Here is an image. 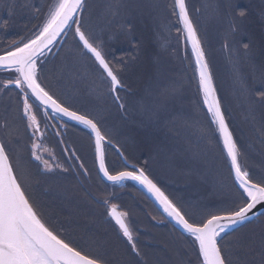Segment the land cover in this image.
I'll use <instances>...</instances> for the list:
<instances>
[{"label": "rangeland", "instance_id": "rangeland-1", "mask_svg": "<svg viewBox=\"0 0 264 264\" xmlns=\"http://www.w3.org/2000/svg\"><path fill=\"white\" fill-rule=\"evenodd\" d=\"M133 1L86 0L80 16L83 29L92 34L104 55L108 57L112 67L117 69L121 76H126L131 85V90L128 87V90L123 91L125 97L131 95L125 107V114L118 106L105 102L108 98L109 101H112L110 87L107 84L102 91L99 82H94L95 74L100 79L99 71L94 60L88 57L77 44L72 30L57 54L54 55L56 47L47 60L41 62V81L44 82L46 86L43 85L47 90L58 95L56 97L60 101L82 114L89 115L90 118H93L96 113L94 109H101L104 106L103 108L110 113L108 120L111 122L105 123L96 115L100 121L101 130L105 134H109L125 154H128V151L132 153V146L136 153L132 155L133 160L130 159L131 166L127 162H123V165L126 168L130 166L133 169L132 166H135L137 169L143 168L145 171H149V176L173 202L182 206L194 218L201 219L207 214L215 213L218 209L225 207L218 206L215 202L226 204L228 201L233 202L239 199L238 194L235 197L222 190L220 192L219 187H215V189L212 187V184L218 185L219 181L224 178V174L220 176L225 169L223 163L228 165L229 161L222 143L218 141L214 127L203 124L210 120L207 118L202 93L198 88L193 56L177 17L173 15L174 0H164L165 6L162 0H143V3H137L138 14L135 19L129 15L131 6L128 3ZM200 1L202 0L197 2L196 0H187L190 12L193 11L200 16L198 18L192 13L194 21H197L204 31V50L216 88L219 91L221 88L228 87L229 92L236 97L234 99L227 95L229 100H234L230 102L229 112L230 118L233 119L235 114L239 122L236 125V129L240 133L239 138L232 132L239 150L245 156V158L243 156V163L240 156L243 167L247 171L254 170L256 166L253 163V158L260 160V155L264 156V135L253 129L249 113L251 106L245 103L250 93L254 94V101L257 102L254 103L261 105L260 111L264 114V97L261 96V92H264V75H259L260 72L255 64V58L258 57V51H254L255 42L249 38L243 40L242 43L240 40L237 42L241 33L248 34L246 28L240 29L244 21L241 13H244L246 9L238 11L237 6H240V9L248 8L250 2H253L255 9L252 12L253 15H256V27L261 35L259 46L263 47V50L264 0H205L199 7L200 13H197L196 8L192 5L195 2L197 5ZM54 2L55 0H3V3L0 4V18L5 12L8 13L0 19V22L5 23H0V36L7 30V25L18 28L28 25L24 29H30V31L25 34L32 36L43 24L49 6ZM223 7L225 9H221ZM92 9L96 12L97 25H91L89 22ZM216 9L218 12H213ZM225 11L227 12L225 13ZM246 13L247 11L244 15ZM231 17L233 19H230ZM129 19L134 24L131 28L135 32L134 36L137 39L135 41H128L130 37H127L128 34L124 31L126 30L124 24H129ZM201 22L205 27L201 25ZM116 30L119 31L118 38L112 36V32ZM142 33H147L143 43L138 41V36L140 34L142 36ZM231 36H234V41ZM245 44L248 45L247 48L244 47ZM147 46L151 50H147ZM140 47L142 51H146V57L141 55ZM252 48L255 55L249 53ZM125 67L126 69H124ZM57 68L60 70L58 71ZM131 69H134L135 72L129 71ZM124 71L126 74H123ZM86 77L87 81L85 82ZM7 79L0 75V136L2 135L1 138L4 140V145L18 176L27 185L33 199L38 198L36 195L39 194L41 201L39 203L36 201V203L43 210L46 219H49L56 227L69 230L70 233L78 232L79 234L69 233L76 242L82 237L84 240L88 239L91 243L90 246L86 245L83 248L85 250L95 248L105 252L106 255L101 256L105 257V260L110 264H144L139 262L135 256L130 258L124 245L125 242L123 243L118 237L117 232L119 231L111 229L113 225L108 221H101V224L107 229L102 231L101 228H98L99 232L93 238L92 234L89 235L90 232L84 233L90 229L94 231V228L98 227L97 223L94 226H86L81 231L76 214H71L72 216L69 217L62 211L55 212L54 208H52L54 215L48 211L46 195L48 196L49 192L46 194L39 187L37 189L41 191L37 190L38 194H36L35 188L31 186L35 172L32 169L29 156L33 159L31 153L35 137L23 112V96L19 92H15L18 94L15 95L14 89L3 87ZM98 92L101 93V100L97 96L94 97L95 104L92 105V94L96 95ZM87 103L91 106H87ZM35 108L33 105V110ZM239 113L242 114V118L238 115ZM132 119L136 125L133 137L130 132L121 133L125 131V126L132 128ZM182 120H184L182 123L187 121L188 125L180 124V130L176 132L179 127L174 121L180 123ZM195 122L197 126L200 125L196 129ZM190 128L192 130L189 135ZM136 134H142V139L145 142L140 143V140H136ZM194 134L193 143L189 138ZM86 135L84 138L90 143L89 138L92 137ZM156 137H162L163 140H154L159 147L150 149L151 143L146 139L151 141ZM143 144L148 148H143ZM138 145L143 148L142 151ZM148 152L150 154L147 155L146 161L144 153ZM45 154L42 157H45ZM47 157L46 154L45 158L47 159ZM79 158L83 160V168L79 163L76 170H71L69 178H72V181L69 183V189L59 190L58 187L56 191L63 200L65 199L64 201L74 203L82 213H85L83 208H89L91 211L94 205L98 207V211L95 212L101 213H108L111 204L122 207L131 222L134 223L131 224L134 228L141 227L147 229L149 233H153L152 236L147 237L148 242L144 239L145 232H142L144 241H142L141 250L144 257H147L145 264H189V262L196 264V249L190 237L176 232L139 189L132 184L110 185L98 181L95 156L92 162L88 151H80ZM214 160H217L221 166ZM246 164L249 165L248 168L245 166ZM119 166L121 169H125L124 166ZM109 167L113 172L114 168H111L110 164ZM217 170L219 181L210 179ZM40 178H44V176ZM83 189H88V192L83 193ZM224 189L226 190V188ZM87 195L90 196V199H95L96 202L92 203V200L87 199ZM48 197L53 199L54 205V198ZM140 200L142 203L136 205ZM195 204L196 207H194ZM51 218L54 221H51ZM139 220L141 222L146 220L147 224L138 225L137 221ZM98 237L100 238L96 239ZM112 254H123L130 259L126 263H119V260L115 259L116 257H113Z\"/></svg>", "mask_w": 264, "mask_h": 264}, {"label": "snow or ice", "instance_id": "snow-or-ice-1", "mask_svg": "<svg viewBox=\"0 0 264 264\" xmlns=\"http://www.w3.org/2000/svg\"><path fill=\"white\" fill-rule=\"evenodd\" d=\"M83 8L84 0H55L49 6L43 24L29 39L12 45L0 54V69L14 73V78L4 82L5 88L14 86L23 96L24 115L34 135L40 132V123L32 111L30 98L38 101L45 110L51 109L52 112L89 128L95 135V154L99 172L114 185L126 180L143 185L155 197L164 213L193 238L196 264H234L231 253L220 243L221 234L252 221L254 215H264L258 211V207L264 208V180L253 181L250 173L239 163L238 145L217 97L209 64L189 16L186 0H174L173 15L182 24V31L186 34L185 39L191 44L203 104L211 116V122L216 125V131L219 132L224 150L230 158L235 184L239 189L237 201L201 219L194 218L182 206L173 202L143 168L136 169L133 166V170L110 172L105 161L106 136L102 133L98 122L87 114H81L77 110H72L70 106H65L41 83L42 58L51 51L57 39L62 34H67V31L75 25L74 38L82 46L85 54L90 53L94 57L102 74L106 75L110 84L109 91L116 93L123 87L121 79L109 65L100 45L96 43L91 33L83 29L81 21L77 18ZM244 47L247 48L248 45L245 44ZM261 96L264 97V92H261ZM114 98L120 100L118 95ZM120 107L123 108L124 105L121 104ZM45 115H48L47 111ZM41 148V144L33 143L31 155L35 160L41 161L47 171H52L54 166L39 154ZM80 167L83 168V165L81 164ZM86 171L85 169V173ZM108 215L118 225L122 235L127 238L131 250L139 256L133 232L126 222L127 213L118 211L117 205L111 204ZM262 255H264V240H262ZM0 264H106L99 256L81 247L67 230L54 226L49 219H46L43 210L29 193L27 185L18 176L3 143H0Z\"/></svg>", "mask_w": 264, "mask_h": 264}, {"label": "trees", "instance_id": "trees-1", "mask_svg": "<svg viewBox=\"0 0 264 264\" xmlns=\"http://www.w3.org/2000/svg\"><path fill=\"white\" fill-rule=\"evenodd\" d=\"M140 1L141 0H138V1L134 0L132 3H128L131 6V11H130L129 15L132 18L134 17V19H135L136 15L138 14V12L136 11V8H137V3H140ZM162 1L164 3V0H162ZM197 1L198 0H196V2ZM204 1L205 0L200 1L197 5H196V2H195L192 5V6H194L196 8V12L197 13L198 12L200 13V8L199 7L203 4ZM2 3H3V0H0V4H2ZM250 3L251 4H250V6L248 8H241V9L239 8V10H238V11H240V10L246 9V10H244V13L247 11V13L245 15L243 13L244 21H243L242 25L240 26V29L242 27L246 28V31L248 32V34H242L241 33L240 38L239 39L237 38V42L240 40L241 43H242L243 40H245L247 38H249V39L253 40V42H255L254 43V45H255V48H254L255 50L254 51H256V50L258 51L257 52L258 57L255 58V64L257 66V69L260 72L259 75H264V49L262 50L263 47L260 48V46H259V37L261 35H259V32H258L257 27H256V22H257L255 20L256 15H253V12H252L253 9H255L253 7V2H250ZM166 5H167V3H166ZM164 6H165V3H164ZM221 9H225V8L223 7ZM143 11H144V14H145L146 13L145 6H144ZM213 12H218V10L217 9L213 10ZM226 12L227 11H225V13ZM7 13L8 12H5L4 15H6ZM171 13H172V11H171ZM192 13H193V11H192ZM193 14L196 17H198V18L200 17L199 14H195V13H193ZM2 17L0 19H2ZM230 19H233V18L231 17ZM89 22H91V25H97L96 12L93 9L91 10V18H90ZM230 22H231V20H230ZM0 23H3V22H0ZM8 23H9V21H8ZM128 23L129 24H126V23L124 24V27H125L126 30H124V29L123 30L125 32H127V34H128L127 37H130V40H128V41H131V40L135 41L137 39L135 38L136 37V36H134L135 32L132 29L134 24H133V22L130 19H129ZM195 23H196L197 30H198L197 32L200 35V38L202 39V42L204 44V41H203V38L205 36L204 35V31L201 29L200 24L197 21ZM3 24H5V23H3ZM201 25H203L202 22H201ZM27 26L28 25H26L23 28H18V27H15V26L7 25V30L5 31V33H3L0 36V53H2L5 50H7L9 46H11L12 44H15L16 42H24L27 39H29L31 37V35L25 34V32L30 31V29H24V28H27ZM0 28H1V24H0ZM235 29L237 30V28H235ZM72 31H74V30H72ZM150 31L152 32L151 29H150ZM8 32H9V35H7ZM145 34H147V33H142V36H141V34L138 36V41L139 42L143 43L145 41V38H144ZM210 34H211V32H210ZM112 36H114V38H118L119 31L116 30L115 32H112ZM231 37H232V40H233L234 36H231ZM236 37H237V35H236ZM11 39H15V40L12 41ZM76 42L80 46V44L78 43L77 40H76ZM149 47L151 48V45ZM80 48L82 49L81 46H80ZM150 48H148V46H147V50H151ZM140 49H141V47H140ZM141 51H142V49H141ZM254 51H253V48H252V49L249 50V53L251 55H255ZM141 55L146 57V55H147L146 51H142ZM87 56L90 57L88 54H87ZM140 60H141V58H140ZM215 61H216L217 65H219L218 61L217 60H215ZM134 65H136V64H134ZM95 66L97 68L96 63H95ZM57 70L59 71L60 68H57ZM129 71H132L133 73L135 72L134 69H131ZM0 73H4L2 75L7 77V78H14V73H10V72H0ZM99 75H100V71H99ZM95 76L96 77H95V81L94 82L96 83L98 81L99 85H100V88L103 91L105 89L106 85H107V82L105 80L104 81H100L99 76L97 74H95ZM86 81H87V77H86L85 82ZM197 82H198V80H197ZM228 85L230 86V84H228ZM229 90L230 89L228 87H225V89L224 88L219 89L218 92H219V95H220V98H221V101H222V106L224 108V111H225V113L227 112V117H228V120H229V123H230V127H231L232 131L234 132V134L237 135V138H239L240 133L236 129V125H238L239 122L237 121V118H236L235 114H234V118L232 117L233 119H231L230 118V112H229L230 111V102H232L234 100L233 99H231V100L228 99L229 96L233 97L234 99H236V97H234L232 95V93L229 92ZM100 95H101V93L98 92L97 93V98L99 100H101ZM227 95H228V97H227ZM55 96H58V95L55 94ZM94 97H96V95L92 94V100H93L92 105L95 104V98ZM247 98L248 99L246 100L247 102L245 104L251 106L249 108V113L251 115L250 116L251 123L254 126L253 129L257 130L260 134L264 135V131H262V129H264V114L260 111L261 105H256L254 103V102H256V101H254V98H255L254 94L250 93V95ZM242 100H244V99L242 98ZM105 102H108V103H110L111 105L114 106V104L111 101H109V98ZM88 105H90V104L87 103V106ZM103 107L101 109H97V110L94 109L96 113H94L93 118L99 124H100V121L98 120L96 115L98 117H100L101 120L103 122H105V123L110 121V120H108L110 118V113H109V111L107 109H105ZM258 107H259V109H258ZM115 111H116V109H115ZM238 115L240 116V118H242V116H241L242 114L240 115V113H239ZM133 120L134 119H132V128H130V127L128 128V126H125V131L121 132L122 134L126 133V132H130L131 137L134 136L136 125L133 123ZM174 122H175L176 125H178V127L180 126V124H182L183 126L184 125L185 126L188 125V124H186V123H188L187 121H186V123H182V122H184V120L180 121V123H176V121H174ZM194 125H195L194 126L195 129L200 126V125L197 126L196 122L194 123ZM180 127L176 129V132H178L180 130ZM244 127H245V125H244ZM191 130H192V128L189 129V135L191 134ZM216 135H217V133H216ZM135 137H136V140L137 139L140 140L139 141L140 143H144L145 142L142 139L143 138L142 134L141 135L136 134ZM164 137H165V135H164ZM193 137H195V134L191 138H189V140L194 143V140L192 139ZM217 137L219 139L218 135H217ZM161 139H162V137H156V138H154L151 141L149 139H146V141L151 143L150 149H153V147H155V148L159 147L158 144L155 141H158V140H161ZM89 141H90V143H88V141H87L88 145L86 146V149H87L88 154L90 155L91 159H93L94 146L92 145V140L90 138H89ZM212 145H213V142H212ZM138 148L142 151L143 148H148V147H146L145 144H143V148L141 146H139V145H138ZM131 150H132V153L130 151H128V154H125L124 151L121 150L128 162H130V159L133 160V156L132 155L136 154L134 152V147L133 146L131 147ZM211 150H212V148H211ZM116 152L117 151L114 148L109 147V149H108V158L107 159H108L109 164L111 165V168H114V171H121L123 169H121L119 165L124 166L123 165V161H122L121 157H119L120 155L117 154ZM149 154H150L149 152L147 154L144 153L146 161H147V155H149ZM239 155L242 157V163H243L244 153L241 150H239ZM244 158H245V156H244ZM253 159H254L253 163L256 166V169L248 170V172L250 173L251 178L253 179V181L264 180V156L260 155V160H258L257 158H253ZM214 161L216 162L217 160H214ZM218 164H219V162H218ZM219 165L221 166V164H219ZM223 165H224L225 169H224V172H221L220 176H222L224 174V178L221 181H219L217 179V175H218V170H217V172L214 174V176L212 178H210V179H213L215 181H219V184L218 185L212 184V187H213V189H215V187H219L220 188V192L222 190L223 192H226V194L233 195V196L236 197L238 192H239V189L236 186V184L234 183V180H233L232 175H231L230 170H229L230 169L229 165H226L225 163H223ZM245 166L248 168L249 165L246 164ZM219 169H220V167H219ZM71 181H72V178H71ZM224 188H226V190ZM64 200L63 199H58V200L54 199V205H53V203H52L53 199H50V201H48V205H46V207L48 208V211H50L52 213V215H54V210H55V212L56 211H62L64 214H68L69 217L72 216L71 214H76L75 216H76V218L79 221L78 223H79V229L80 230L83 229V228H86V226H94L96 224L95 219L93 218V215H92V212H93L92 210L89 211V208L81 207V208L84 209L83 211L85 212V213H82L80 211V209H78L75 206L74 203H71L70 201L66 202ZM213 201L215 202V199ZM215 203L218 206L219 205L229 206L232 203V201L231 202L228 201L226 204H224L222 202H215ZM196 206L197 205L195 204L194 207H196ZM52 208H54V210ZM55 208H57V209H55ZM143 209L145 210L144 207H143ZM90 213H91V215H88ZM86 216L87 217L91 216V217L85 218ZM96 220H97V217H96ZM92 221H94V223H92ZM97 226H98L97 228H94V231H93V229H90L87 232H85L84 234H87L88 232H90L91 234L92 233H97L99 226L102 227L103 230L107 229V227L104 228V226L102 224H98ZM80 239H83V237L80 238ZM262 240H264V216H262L260 219L256 220L255 222L248 224L246 227L242 228V230H239L238 232L236 231V232H232V233L227 234L226 236H224L221 239L220 243L222 244V246H224L227 249V251L229 253H231V258H232L234 264H262V261H264V255H262ZM89 246H90V244H89Z\"/></svg>", "mask_w": 264, "mask_h": 264}, {"label": "flooded vegetation", "instance_id": "flooded-vegetation-1", "mask_svg": "<svg viewBox=\"0 0 264 264\" xmlns=\"http://www.w3.org/2000/svg\"><path fill=\"white\" fill-rule=\"evenodd\" d=\"M105 58L108 60L107 56H105ZM108 62H109V60H108ZM109 64L111 65L110 62H109ZM111 67H112V65H111ZM97 69L100 71V81L105 80L110 87V84H109L108 79L106 78V75L102 74V71L99 69L98 66H97ZM124 69H126V67ZM114 71L117 72L119 78L121 79L123 87L121 89H119L116 93L110 92V96H111V100H112L111 102L114 105L118 106L120 108L121 112L123 114H125V107H126L125 105H127V101L130 100L131 95H128L125 97V95H123L124 94L123 91L128 90V87L130 89L131 85L127 81L126 76H124V75L121 76V74L118 72L117 69H114ZM123 74H126V72L124 71ZM128 75H129V72H128ZM116 95H118L120 97L119 101L115 100L114 97ZM123 98H124V100H123ZM121 104L124 105L123 108L120 107ZM39 121H40L39 123H40L42 131H43L42 132L43 136H41V133H39L38 140L35 138V143L42 145V148H41L39 154L43 155L46 153L48 157L46 159L45 158L46 154H45V157H43V159L48 160L49 164L53 165L54 167H53L52 171H47L44 168V165L41 161H37L34 158L32 160H30L31 165H32V169L35 172L34 173L35 177L32 179L31 186L35 188L36 194H38L37 188L40 187L42 190H44L46 192V194L49 192L48 196H51L52 198L57 199V200L62 199L60 197L61 195L56 193V191L58 190V187H59V190H68L69 189V183L71 182V179L69 178V177H71L70 172H71V170H76L79 163L80 164L83 163L82 158H79V154H80V151H87L86 146L88 145V143H87V140L84 138V136H85V133L87 135H90V134L87 130L75 127V125L68 123V122H66L60 118L53 117L49 113L46 116L44 111H42L41 119H39ZM98 125L101 128V125L99 123H98ZM105 144L108 145L109 147H112V148L117 150V145H116L117 143L112 140V138L110 137L109 134L106 135ZM44 149H47V151H44ZM76 154H77V158L74 157ZM107 165H108V162H107ZM64 169H67V171H64ZM36 175H37V177H36ZM42 176H44V178H40ZM61 182H63L62 185H61ZM38 191H41V190H38ZM83 192L84 193L88 192V189H83ZM48 196H46V197H47V200L49 201L48 198H50V197H48ZM87 196L90 198L89 195H87ZM36 197H38V198H35V201H37L39 203L41 201L39 194L36 195ZM88 197H87V199H89ZM90 200H92V199H90ZM94 200H92L91 202L95 203L96 200L95 201ZM117 208L121 212H124L122 207L117 206ZM92 211L94 212V213H92L93 218L95 219V222L97 224H101L102 220L104 222L108 221L109 223H111L113 225V227H111V229L113 228L115 231L116 230L119 231V232L116 231L118 234V237L121 239V241L123 243L125 242L124 245L127 248V251H128L130 258L135 256L138 259H140V258L143 259L142 257L144 254L141 250V248H142L141 246L143 245L142 241H144V239L147 240V238L145 237L143 239L142 232L144 231L145 235L149 234L147 229H142L141 227L134 228L131 225L133 223L131 222L130 218L128 216L126 217V222L129 224V226L133 232L134 241L136 242V246H137V249L139 251V256H137L136 253L131 250V246L128 243L127 238H125L122 235L119 228L115 225L113 220L110 219L108 213H106V212L105 213L95 212V211H98V207L96 205L93 206ZM96 217H97V220H96ZM50 220L54 221V219H52V218ZM137 224L142 225L140 220L137 221ZM99 228H101V230L103 231L102 227L99 226ZM67 232L70 233L69 230H67ZM89 234H91V233H89ZM92 236H93V238H95L96 233H92ZM99 238L100 237H98L96 239H99ZM77 243L81 247H86V245L91 244L88 239L84 240V238L77 240ZM91 249L92 250H90V249H86V250L89 251L90 253L96 255V256H99L103 261L106 262V264H110L108 261L105 260L106 259L105 257L101 256V255H106L105 252H102V251L97 250L95 248H91ZM112 256L116 257L115 259H118L119 263H126L130 259L126 255H123V254H116V255L112 254Z\"/></svg>", "mask_w": 264, "mask_h": 264}, {"label": "water", "instance_id": "water-1", "mask_svg": "<svg viewBox=\"0 0 264 264\" xmlns=\"http://www.w3.org/2000/svg\"><path fill=\"white\" fill-rule=\"evenodd\" d=\"M85 1L86 0H84V3H85ZM186 6H187V3H186ZM79 15H80V13L78 14V19H79ZM190 16V15H189ZM191 18V17H190ZM80 20V19H79ZM192 20V19H191ZM182 25V24H181ZM193 25H194V23H193ZM183 27V26H182ZM195 27V26H194ZM70 30V29H69ZM68 30V31H69ZM67 31V32H68ZM185 34V33H184ZM66 35L67 34H62L58 39H57V42L52 46V48L59 42V41H64V39H65V37H66ZM186 35V34H185ZM188 42V41H187ZM188 45H189V47H190V49H191V52H192V48H191V44L188 42ZM90 54V53H89ZM91 55V54H90ZM192 55H193V53H192ZM193 57H194V55H193ZM94 58V57H93ZM194 61H195V57H194ZM0 70H2V69H0ZM209 70H210V68H209ZM210 72H211V70H210ZM212 74V73H211ZM212 79H213V77H212ZM213 85H214V87H215V84H214V79H213ZM216 89V88H215ZM216 94H217V97H218V99L220 100V98H219V95H218V92H217V90H216ZM38 102V101H37ZM39 103V102H38ZM220 103H221V101H220ZM221 108H222V105H221ZM48 111H50V112H52V110L51 109H47ZM223 110V109H222ZM52 113H54V112H52ZM55 115H57V116H59V117H61V118H63V119H65V120H68V121H70V122H73V123H75V124H77V125H79V126H82V127H85L83 124H80V123H78L77 121H73V120H69L67 117H64V116H62V115H60V114H57V113H54ZM226 121H227V119H226ZM228 123V122H227ZM86 128V127H85ZM87 129H89V128H87ZM230 129V128H229ZM90 130V129H89ZM90 132H91V130H90ZM92 133V132H91ZM92 136H93V139H94V142H95V135H94V133H92ZM218 141H220L219 139H218ZM222 141V140H221ZM0 143H1V140H0ZM222 145H223V142H222ZM226 152V151H225ZM226 156H227V153H226ZM228 157V156H227ZM228 160H229V162H230V158H228ZM96 164H97V170H98V173H99V175L106 181V182H108V183H110V184H112V182H110V181H108L104 176H103V174L101 173V172H99V166H98V161H97V159H96ZM230 166H231V163H230ZM231 171H232V169H231ZM232 174H233V178H234V172L232 171ZM127 182H131L137 189H139L153 204H154V206L157 208V210L160 212V214L161 215H163V217L168 221V222H170L177 230H179L180 232H183L184 234H186V235H188L187 233H185L184 231H183V229L179 226V225H177L176 223H175V221H173L171 218H169L167 215H166V213H164V211H163V209H162V207L159 205V203L156 201V199H155V197L151 194V193H149L148 191H147V189L143 186V185H141V184H139L138 182H136V181H132V180H126ZM123 182H125V181H123ZM122 182V183H123ZM154 182V181H153ZM155 183V182H154ZM158 186V185H157ZM159 187V186H158ZM162 190V189H161ZM163 191V190H162ZM164 192V191H163ZM119 211V210H118ZM258 211L260 212V213H264V208H259L258 207ZM261 215H259V216H255L254 215V218H253V220H255V219H257L258 217H260ZM252 220V221H253ZM251 222V221H250ZM246 223H248V222H245V224ZM244 224V225H245ZM240 227H242V226H236L233 230H236V229H238V228H240ZM230 231H232V230H230Z\"/></svg>", "mask_w": 264, "mask_h": 264}, {"label": "bare ground", "instance_id": "bare-ground-1", "mask_svg": "<svg viewBox=\"0 0 264 264\" xmlns=\"http://www.w3.org/2000/svg\"><path fill=\"white\" fill-rule=\"evenodd\" d=\"M143 2V0H141L140 1V3H142ZM239 8H240V6H237V10H239ZM98 181H100V182H104V183H108V182H106L99 174H98ZM124 184H132L131 182H127V181H125V182H123V183H121V184H119V185H124ZM88 197V196H87ZM89 198V197H88ZM90 199V198H89ZM140 203H141V200L140 201H137V204L136 205H140ZM146 203V202H145ZM87 217V216H86ZM85 217V218H86ZM84 218V219H85ZM83 219V220H84ZM71 233H73V234H75V233H77V232H75V231H73V232H71ZM166 247V245L164 246V248ZM144 254V253H143ZM143 259H138L139 260V262H142V263H146L147 262V257L145 256L144 257V255H143V257H142Z\"/></svg>", "mask_w": 264, "mask_h": 264}]
</instances>
